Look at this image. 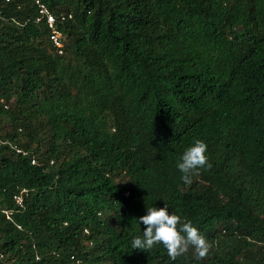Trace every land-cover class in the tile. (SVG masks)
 I'll return each instance as SVG.
<instances>
[{
  "label": "trees",
  "instance_id": "1",
  "mask_svg": "<svg viewBox=\"0 0 264 264\" xmlns=\"http://www.w3.org/2000/svg\"><path fill=\"white\" fill-rule=\"evenodd\" d=\"M34 1L0 0V264H264V0H38L62 55ZM165 205L206 258L131 249Z\"/></svg>",
  "mask_w": 264,
  "mask_h": 264
},
{
  "label": "clouds",
  "instance_id": "2",
  "mask_svg": "<svg viewBox=\"0 0 264 264\" xmlns=\"http://www.w3.org/2000/svg\"><path fill=\"white\" fill-rule=\"evenodd\" d=\"M206 152L207 144L196 139L178 158L177 168L182 173L181 180L184 184H191L192 177L199 175L200 169L212 167ZM146 213L139 218V224H143L145 230L142 235L131 238L132 250L148 252L155 246L162 245L168 257L175 261L192 248L197 259L206 258L211 244L191 221H182L179 215L170 213L166 205L159 208L146 207Z\"/></svg>",
  "mask_w": 264,
  "mask_h": 264
},
{
  "label": "built area",
  "instance_id": "3",
  "mask_svg": "<svg viewBox=\"0 0 264 264\" xmlns=\"http://www.w3.org/2000/svg\"><path fill=\"white\" fill-rule=\"evenodd\" d=\"M7 1V0H6ZM34 6L36 10V16L34 18L35 23L43 24L48 32V40L51 43L52 47L56 51L57 55L63 54V37L61 32L58 30L57 26L55 25L56 22H63L69 16H59L58 20L56 21L55 17L51 14L47 6L41 3L38 0L34 1ZM14 149V147H13ZM18 152L17 150H15ZM33 161H31V164ZM16 203L19 204V199L15 198Z\"/></svg>",
  "mask_w": 264,
  "mask_h": 264
}]
</instances>
